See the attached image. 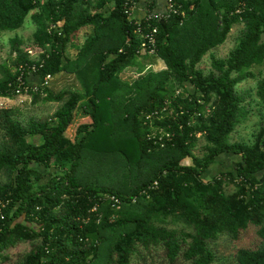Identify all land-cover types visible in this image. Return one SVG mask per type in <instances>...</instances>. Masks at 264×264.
Masks as SVG:
<instances>
[{"label": "trees", "instance_id": "1", "mask_svg": "<svg viewBox=\"0 0 264 264\" xmlns=\"http://www.w3.org/2000/svg\"><path fill=\"white\" fill-rule=\"evenodd\" d=\"M174 2L184 16L152 23L151 54L122 0H0V34L30 15L40 50L33 60L19 37L10 39L14 57L0 65V98L14 99L18 68L35 64L37 83L24 75L20 95L60 103L51 115L24 121L0 107V264H145L152 253L169 264H213L221 237L233 244L249 231L252 245L222 257L264 264V123L250 144L230 140L245 116L238 85L256 66L264 110V0ZM235 25L242 29L227 56L211 55L207 72L198 68ZM85 29L93 33L78 44ZM149 55L165 69H147L139 58ZM130 68L138 77L122 80ZM59 73L74 75L78 88L53 94L41 85ZM78 106L86 120L69 139ZM198 136L201 157L193 154ZM229 155L237 158L231 167L203 179ZM86 156L108 165L117 182H81ZM22 244L29 249L12 258Z\"/></svg>", "mask_w": 264, "mask_h": 264}, {"label": "rangeland", "instance_id": "2", "mask_svg": "<svg viewBox=\"0 0 264 264\" xmlns=\"http://www.w3.org/2000/svg\"><path fill=\"white\" fill-rule=\"evenodd\" d=\"M241 29L242 25H235L231 29L226 41L221 46L211 50L208 54H206L199 63L198 68L202 69L205 72L211 70V55L215 58H225L229 51H231L236 45ZM33 31L34 24L30 19V15H28L25 18L23 26L20 29L13 32H4L0 34V65L10 66L11 60L14 57V54L11 53L10 49V39L15 36L19 37L23 41L21 49L26 50L29 53L31 59L35 60L38 58L40 50L32 43ZM92 33L93 32L91 29L82 30L78 35L77 43L81 44L84 39ZM76 54V51H69V56L71 58L75 57ZM139 60L147 69L151 68L154 71L165 69V66L162 62L156 60L150 55L146 58L140 57ZM261 69L262 66H256L253 69L254 77L238 85L239 91H243L244 93H246V100L244 104L245 116L241 120L240 124L235 128L234 132L231 134L230 140L232 142L250 144L251 142H253L259 126L264 123V110L262 109V106L255 95L256 84L260 78L259 72L261 71ZM12 71L14 72V68H12ZM137 77L138 73L134 68L127 69L120 75V78L124 81H132ZM78 86V82L74 75L69 73H59L52 77L47 87L49 91H51L53 94H56L63 89H77ZM59 105L60 103H44L42 101L34 103L29 96L25 95L15 97L12 100L0 98V107L12 109L21 121L26 120L28 117H41L51 115L59 107ZM82 109L81 106H78L74 114V120L66 131V136L69 139L74 138L76 126L86 120L85 116L83 115ZM203 144L204 139L201 136H198L196 138L195 147L193 149V154L196 157H201L203 155ZM220 159L221 160L219 162H216L214 165L209 167L206 172H204L202 176L203 179H211L212 175H215V172L223 170L224 167L222 166V164L225 166V168H229L237 160V158L230 155L221 157ZM184 164H191V160L186 159L184 161ZM78 172L81 182H83L84 179H88L87 182L89 184L97 187L106 186L108 180V182L112 183L111 185H113L114 182H117L115 181L114 176H112L111 178L107 176V173L109 172V166L106 164L100 165V163L95 161V158H93L92 156H86ZM47 179L48 177H45L42 181L46 182ZM233 189V185H228L227 187H225V192L230 193L233 191ZM254 238V234L251 231L243 234L242 238L239 241H234L233 244H230L227 241V238L221 237L218 241L217 248L215 249V253L218 259L213 264H232L231 258L229 259L222 256L228 255L231 250L239 248L240 246L252 245L254 243ZM28 249L29 246L26 244L19 245L17 248L11 251L10 256L12 258H15L18 253L27 251ZM133 264H140V261L134 260ZM145 264L169 263L164 260L161 253H152L149 257H147ZM177 264H181V261H178Z\"/></svg>", "mask_w": 264, "mask_h": 264}, {"label": "built area", "instance_id": "3", "mask_svg": "<svg viewBox=\"0 0 264 264\" xmlns=\"http://www.w3.org/2000/svg\"><path fill=\"white\" fill-rule=\"evenodd\" d=\"M43 0H41L42 2ZM155 1V2H154ZM136 4V0H122V14L132 23L136 25V31L139 33L142 38L144 39V42L142 44V47L148 46L150 49V53L152 54L154 52L155 47V38L154 35L156 34V27L152 26V23L159 22L162 20H167L171 16H184V11L182 10L181 6L176 4L174 0H153L152 8H146L142 18L136 19L134 15V7ZM142 23H146L148 27L141 28ZM50 28H54L55 26L52 25ZM25 67H19L18 68V76L16 77V97L22 96L20 95L22 91L27 90L28 88L24 85V75L31 76L32 73H34L37 70V67L35 64H32L30 66ZM52 79L50 75H47L43 78L42 84L44 87H47L49 84V81ZM35 85V84H33ZM32 91H37V86L32 87ZM155 135V134H153ZM168 137V135H166ZM162 146V144H161ZM155 185H157L155 183ZM113 202V205L118 203V200L115 198L110 199Z\"/></svg>", "mask_w": 264, "mask_h": 264}, {"label": "crops", "instance_id": "4", "mask_svg": "<svg viewBox=\"0 0 264 264\" xmlns=\"http://www.w3.org/2000/svg\"><path fill=\"white\" fill-rule=\"evenodd\" d=\"M151 2H152V0H137V3L135 4V7H134V15H135L136 19L142 18L143 14L146 10V7H148ZM28 81L32 85L37 83V80L34 76H30L28 78Z\"/></svg>", "mask_w": 264, "mask_h": 264}, {"label": "clouds", "instance_id": "5", "mask_svg": "<svg viewBox=\"0 0 264 264\" xmlns=\"http://www.w3.org/2000/svg\"><path fill=\"white\" fill-rule=\"evenodd\" d=\"M150 4H152V2ZM146 8H149V7H146Z\"/></svg>", "mask_w": 264, "mask_h": 264}]
</instances>
